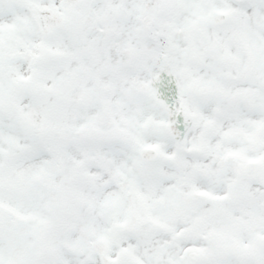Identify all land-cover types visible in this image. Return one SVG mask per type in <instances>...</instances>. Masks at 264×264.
I'll list each match as a JSON object with an SVG mask.
<instances>
[{"label":"snow or ice","instance_id":"6c2138e0","mask_svg":"<svg viewBox=\"0 0 264 264\" xmlns=\"http://www.w3.org/2000/svg\"><path fill=\"white\" fill-rule=\"evenodd\" d=\"M0 264H264V0H0Z\"/></svg>","mask_w":264,"mask_h":264}]
</instances>
